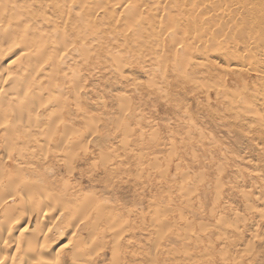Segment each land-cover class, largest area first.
<instances>
[{
  "label": "rangeland",
  "instance_id": "rangeland-1",
  "mask_svg": "<svg viewBox=\"0 0 264 264\" xmlns=\"http://www.w3.org/2000/svg\"><path fill=\"white\" fill-rule=\"evenodd\" d=\"M108 1L127 4L0 0V93L26 96V103L15 104L38 113L44 124L31 130L34 142L1 145V162L15 164L18 175L28 161L117 216L109 221L111 233L89 237L82 202L69 209L53 205L45 261L69 264L70 253L94 252L85 264H264V124L254 129L249 115H264L256 71L240 78L225 57L186 49L185 34L200 23L199 16L186 15V0L176 9L167 1V16L159 0H146V11H132L139 21L133 30L123 21L101 20ZM44 17L54 21L47 32L55 33L39 49L24 31ZM11 18L18 19L12 21L18 33L10 38ZM221 39L222 56H231V42L227 48V37ZM22 42L29 46L24 52ZM6 107L0 103V121ZM260 175L255 188L252 178ZM68 223L71 232H65Z\"/></svg>",
  "mask_w": 264,
  "mask_h": 264
},
{
  "label": "bare ground",
  "instance_id": "bare-ground-1",
  "mask_svg": "<svg viewBox=\"0 0 264 264\" xmlns=\"http://www.w3.org/2000/svg\"><path fill=\"white\" fill-rule=\"evenodd\" d=\"M137 1L141 4H138ZM137 1L127 0V4L124 5L108 1L101 16V20L109 18V22L112 21L116 24L123 21L128 24L127 27L130 30H133L134 27L139 24V21L137 20L138 18H136L134 12H132L133 9L137 8L138 11L147 10V3H145L146 0ZM151 1L154 2L155 0ZM167 1L170 2L169 6H171V8L176 9L181 6L180 1L185 0H159L163 10L162 16L168 15L164 11ZM186 1L189 2V9L187 10L186 15L192 17L199 16L200 19L199 25L193 27L190 32L185 34L188 41L186 49L188 51L194 50L197 55L202 57H225L226 61L228 60V62L234 64V67H227V69L231 74H236L237 76L241 74L249 75L256 71L257 80H254V82H258V89L263 90L264 93V0ZM115 13H118L116 18L113 15ZM245 13H248L251 18H246V22L244 23L235 24L233 19L241 18ZM17 20V18H11L10 22L6 25L5 32L8 33L10 38L18 33V29L16 30V23L12 22ZM62 21H65V19H62ZM53 24V20L44 17L33 26L27 25V31H24V33L29 39L31 45L35 46L39 43V49L47 48L48 46L46 44L48 39H51L55 33L54 30L47 32ZM253 28H256L257 31L254 32ZM206 31H208V33L205 38L199 36V33L204 34ZM168 34L172 37L177 36V33L173 30H169ZM219 35L220 37H218ZM222 35L227 37V44L225 42L227 46L225 47L228 48V42H231L232 44L230 45L235 52H232L231 49H229L231 52H227V54L231 56H222V43L224 45V40L221 39ZM16 41L17 40L15 39V42ZM15 42L13 40L10 45H13ZM22 43L23 44L20 45L19 49L24 52L27 48L29 49V46L24 42ZM9 52H7V54H9ZM30 60L31 58H27L19 69L23 71V69L29 64ZM12 63L13 62H9L8 67ZM251 64L254 65L255 68L253 67L252 69ZM8 76L9 75L6 74V79H8ZM13 80H15V76ZM254 82L253 84H255ZM253 86L256 87L257 85ZM253 86L251 89H253ZM256 89L257 88H255V90ZM260 97L259 107L262 108L264 107V94H260ZM26 99V96H19L18 93H0V103H5L7 106L3 112V119L0 121V149L1 145L6 146L7 149H14L19 138L20 143L23 141H25V144L34 142L31 130L44 126L42 122L37 120L38 113L31 114L30 109L20 110L19 106L16 105L26 103ZM61 105H63V103H61ZM54 107H57V105L55 104ZM250 113L251 114L249 115L252 116L254 124L256 125L254 129H257L262 123L264 124V115H258L253 110H250ZM123 115L130 116L132 115V112L125 111L123 112ZM2 157L3 156H0V264H12V261L18 257H21L22 259L15 264H50L45 261V255L50 247L51 238L54 237L49 231L50 227L55 223V219L53 220L51 217L53 211L51 207L53 205H60L62 208L65 207L69 209L71 204L82 202L86 209L85 216L87 219L85 223L87 225L86 232L88 233V236L93 237L96 234L111 233L113 226L112 222L109 221L117 216L115 212L110 211L107 214H104L103 211L101 212L104 203L92 199H83L79 190H75L74 187L70 186H67V188H65L66 186L63 187L64 184L61 182L62 180L58 179L55 174H45L38 167L29 166L28 161L22 163L25 165V171L17 175V173L12 172L15 164L7 165L6 163L1 162ZM6 157L11 161L13 154H6ZM28 157L29 156L25 158ZM16 167H18V164H16ZM194 167L195 165H191V168ZM261 179H263L262 175H260V177L252 178V184L255 183L256 185H254L255 188L259 187ZM62 191H66L67 194H65V196L61 195L60 193ZM249 206L250 205L247 207L250 209ZM252 206L253 205H251V207ZM252 210H254V208ZM128 213V215H130L133 212L129 211ZM93 214L99 216L97 219L98 221L91 222V220H93ZM105 215L108 220L106 222H101ZM78 218L79 216L77 215L74 221ZM70 225L71 224L68 223L65 232H71L73 230L71 227L72 225ZM218 232L221 231L219 230ZM188 235L189 234H187L186 237H188ZM224 235L223 233L222 235H218V239H220V237H226ZM232 235H235L234 238H240L241 231L235 229ZM205 237L206 236H204V238ZM224 241H226V239L223 240V244ZM209 242H211V240ZM209 242L207 244H210ZM207 246L209 245H206L205 248ZM221 246L219 248L222 249L223 246ZM211 247L212 245L208 248ZM226 248L225 252H227ZM222 250H224V248ZM221 252L223 253V251ZM231 252L232 251L229 253ZM203 253H205V251ZM114 254L115 252L113 251L112 255L114 256ZM93 255L94 252H91L90 254L86 252L84 256H82V254L77 255L76 253H70L68 256L69 264H85L86 260L93 257ZM222 256L224 257L225 255L222 254ZM236 256L239 255L237 254ZM9 260L10 263L8 262Z\"/></svg>",
  "mask_w": 264,
  "mask_h": 264
}]
</instances>
